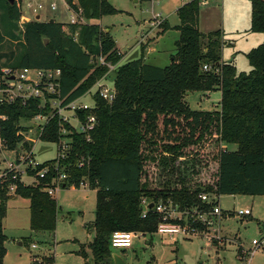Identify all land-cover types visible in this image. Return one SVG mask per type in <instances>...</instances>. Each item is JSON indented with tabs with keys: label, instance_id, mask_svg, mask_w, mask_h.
I'll return each mask as SVG.
<instances>
[{
	"label": "trees",
	"instance_id": "1",
	"mask_svg": "<svg viewBox=\"0 0 264 264\" xmlns=\"http://www.w3.org/2000/svg\"><path fill=\"white\" fill-rule=\"evenodd\" d=\"M20 1L15 0L13 5L0 1V45L12 37L20 22ZM248 1L249 30L262 34L263 41L246 53L250 67L247 73L238 71L232 62L222 61V36L218 31L199 32V0H190L177 9L179 24L174 30L179 37L165 67L146 64L141 56L120 63L121 51L110 34L96 24L103 16L118 13L106 0H63L69 10L80 8L86 21L69 24L67 30L54 21L22 25L23 51L16 64L0 65V75L2 68L59 69L62 104L84 95L105 75L106 67L97 65L99 56L116 66L114 81L108 80L110 74L106 77L115 91L113 102L91 96L96 126L88 141L84 134L70 135L72 149L57 170L63 167L65 172L63 189L87 181L88 188L95 190L94 219L87 225L94 232L89 244L92 264H113L110 236L114 232L155 233L158 215L149 209L143 218L142 199L170 201L183 209L198 205L202 193L264 197V0ZM204 65L210 70L204 71ZM212 91L220 92L218 110L189 109L185 101L188 92ZM38 105L35 99L0 106V116L5 118L0 120V138L8 150L23 140L19 133L30 128L21 122L47 113ZM79 114L82 118L86 112ZM58 122L54 117L47 123L40 136L42 142H57ZM23 147L29 148V144L24 142ZM80 156L89 157L88 166L77 167ZM51 163L54 159L39 168ZM34 174L30 173L33 178ZM56 176L54 171L46 179L30 178L32 183L28 184L18 179L13 193L7 189L13 183V174L0 185V264L6 252V203L14 197L28 200L30 230L52 232L58 209L45 186ZM78 254L87 259L83 246ZM51 261L50 257L34 258L30 264Z\"/></svg>",
	"mask_w": 264,
	"mask_h": 264
},
{
	"label": "rangeland",
	"instance_id": "2",
	"mask_svg": "<svg viewBox=\"0 0 264 264\" xmlns=\"http://www.w3.org/2000/svg\"><path fill=\"white\" fill-rule=\"evenodd\" d=\"M106 1L118 13L103 16L96 24L110 34L116 49L121 51L120 63L141 56L144 63L149 65H169L179 37L174 30L179 24L176 11L190 0H157L152 4L149 0L136 3L133 0ZM27 2L40 4L41 8L34 13ZM53 3L55 9L52 10L50 5ZM20 7L27 22L36 21L38 15L37 21L40 23L54 20L64 30L69 27L71 12L63 0H21ZM156 14L161 16L159 25L153 29L147 28ZM250 19L251 4L248 0H208L200 6L199 32L207 34L218 31L224 43L223 58L227 61L233 58L235 68L246 73L250 71L246 53L263 41L262 34L250 32ZM24 23L17 22L12 37L0 45V65L17 63L18 55L23 51L21 33ZM83 23L86 24L85 19ZM146 30L147 34L142 37ZM219 100V91L188 92L185 96L189 109L195 111L217 110ZM37 124L36 121L22 122V125L32 129V133L26 132L24 137L28 138L29 143L30 138L34 140L35 158L43 163L55 158L57 147L36 138ZM230 149H235V146H230ZM154 180L157 182L156 176ZM23 181L32 183L27 177H23ZM53 198L58 210L52 232L30 230L28 200L14 197L6 203L3 220L6 252L3 264H30L34 258L46 257L51 258L52 264H92L89 244L94 232L87 225L94 219L95 190L66 187L56 192ZM219 207L223 212L232 213V216L222 219L220 241L201 236L170 239L159 234L136 233L130 249H112V253L127 264H240L243 261H240L237 249L248 251L253 247L252 240L261 242L264 239V197L220 196ZM245 208L250 209V216L240 218L235 215L237 210ZM32 245H35L34 249ZM81 246L87 254L86 262L78 254ZM246 263L264 264V249L257 248L253 255L246 258Z\"/></svg>",
	"mask_w": 264,
	"mask_h": 264
},
{
	"label": "built area",
	"instance_id": "3",
	"mask_svg": "<svg viewBox=\"0 0 264 264\" xmlns=\"http://www.w3.org/2000/svg\"><path fill=\"white\" fill-rule=\"evenodd\" d=\"M135 3L139 0H133ZM201 4H206L208 0H199ZM157 0H149V3H155ZM27 6L35 13L41 8L40 4L34 5L32 2H27ZM50 8L55 9V4H51ZM71 15L69 17V24L80 25L83 23L82 12L80 8L73 10L70 8ZM151 23L147 25V28L153 29L159 25L158 19H161L160 14L152 16ZM83 19V20H82ZM147 34V30L142 34V37ZM120 53V52H119ZM118 53V54H119ZM97 65L106 67L107 71L100 79H98L93 86L86 91L81 97L62 104V100L59 98V80L61 72L59 69H11L2 68L0 75V106L7 103L12 104L15 100H20L23 104L30 100H39L38 109L46 110V114L38 113L33 116L30 121L38 122L36 126V138L40 140L41 133L47 123L54 117L58 118V134L59 138L55 143L57 147L54 163L50 166L39 168L42 163H39L34 154L33 144L34 140L24 137L26 132L32 133V129L28 128L26 132H20L23 136V140L18 142L16 147L12 150H8L5 146V142L0 138V185H2L7 176L13 174V183L8 186V192L13 193L15 190L14 181L20 179L23 181V177L31 178L34 180L46 179L51 172L57 173V176L53 178L52 183L45 186V192L48 196L54 197L55 193L59 190H63L62 181L65 180V172L63 167L59 171V162H63L68 159L70 151L72 149L70 135L72 133L84 134L86 139L89 140L90 132L94 130L97 119L93 113V101L91 96L96 94L100 99L107 103L113 102L115 98V91L106 77L113 72L115 65L105 62L103 56L97 58ZM204 71H209L208 65L203 66ZM214 72H217L215 70ZM80 112H86L82 118H80ZM4 116H0V120H4ZM22 125V122H21ZM24 126V125H22ZM67 127V128H66ZM29 144V148L23 147V143ZM54 144V143H51ZM53 160V159H52ZM90 163L89 157L80 156L77 161V167L82 168L88 166ZM39 168V169H38ZM35 172L33 175L30 173ZM35 181V180H34ZM37 182V181H36ZM70 188L89 187L87 181H81L79 187H75L74 184L69 186ZM199 203L196 206L190 208H179L170 201H158L156 203L149 202L142 199V217L146 216L149 209L153 210L157 215L159 222L156 227L155 234L169 237L174 239L175 237H181L189 239L196 236L206 237L207 239L213 238L220 241L221 223L222 219H226L232 216V213L223 212L219 207V197L216 195L200 194L198 196ZM152 204L151 208L148 205ZM235 215L242 218L250 215L248 208L239 209L235 212ZM136 233L134 232H114L110 236V247L112 249H130L133 239ZM252 249L246 251L241 250L239 259L243 261L240 264H247L246 258L254 254L257 248L264 249V239L260 242L258 240H252ZM35 248V245H32Z\"/></svg>",
	"mask_w": 264,
	"mask_h": 264
},
{
	"label": "water",
	"instance_id": "4",
	"mask_svg": "<svg viewBox=\"0 0 264 264\" xmlns=\"http://www.w3.org/2000/svg\"><path fill=\"white\" fill-rule=\"evenodd\" d=\"M6 2H7L9 5H13L14 2H15V0H6ZM35 18H36V20H38V19H39V16L36 15ZM21 21H26V20L23 18V19H21ZM50 22H53V20H50ZM45 43H46V40H45ZM115 76H116V74H115L114 72L110 73V75H109V77H108V80H109L110 82L114 81ZM151 207H152V204H149V205H148V208H151ZM112 261H113V264H127L126 262H124V260H123L120 256H118V255H114V254L112 255Z\"/></svg>",
	"mask_w": 264,
	"mask_h": 264
},
{
	"label": "crops",
	"instance_id": "5",
	"mask_svg": "<svg viewBox=\"0 0 264 264\" xmlns=\"http://www.w3.org/2000/svg\"><path fill=\"white\" fill-rule=\"evenodd\" d=\"M1 1V0H0ZM20 3H21V1H20ZM135 3V2H134ZM206 6V5H205ZM40 17V16H39ZM25 19L26 21H21V19ZM1 19V18H0ZM21 19H20V21L22 22V23H24V22H27V19L21 14ZM50 21V20H49ZM54 21V20H53ZM48 22V21H47ZM198 24H199V20H198ZM0 25H1V21H0ZM0 29H1V27H0ZM4 29H2L1 31H3ZM224 45V43L222 42V46ZM221 57H222V61L223 62H232L233 63V58H231L230 60H225L224 58H223V56H222V51H221ZM219 109V108H218ZM217 109V110H218ZM224 147V146H223ZM250 210V209H249ZM250 215H251V212H250ZM250 215H248V216H250ZM155 234V233H154ZM149 243V242H148ZM87 260V259H86ZM86 260H85V262H86Z\"/></svg>",
	"mask_w": 264,
	"mask_h": 264
}]
</instances>
